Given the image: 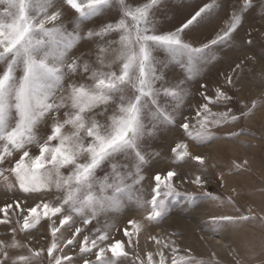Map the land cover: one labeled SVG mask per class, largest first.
Wrapping results in <instances>:
<instances>
[{
    "label": "rangeland",
    "instance_id": "obj_1",
    "mask_svg": "<svg viewBox=\"0 0 264 264\" xmlns=\"http://www.w3.org/2000/svg\"><path fill=\"white\" fill-rule=\"evenodd\" d=\"M77 2L87 4V0ZM26 3V14L32 20L42 19L45 12L60 13L56 21L45 24L48 29H60L49 38L51 47L47 50L62 55L65 65L76 63L75 71L60 65L64 75L52 84L49 95L56 99L49 102L59 104L63 97L64 106L46 112L32 125L31 142L25 145L32 156L40 154L45 142L50 147L59 146V137L48 141L54 124L59 123L60 136L70 138L64 147L75 151V163H90L87 147L94 138L85 129L95 122L100 135L112 133L113 118L124 116L121 108L134 103L139 95V60H131L129 82L118 85L107 100L85 109L81 114L84 128L66 123L77 113L68 98L71 86L93 91L99 78L107 81L113 73L122 75L124 63L140 55L138 29L141 35H168L208 4L212 7L179 35L190 48L209 47L200 54L174 53L149 42L151 59L145 71L154 95L141 97L143 130L137 147L105 157L93 170L90 189L75 180L64 183L76 172L73 164L60 166L57 174L46 163L39 174L48 176V186L41 192L24 191V187L35 185L37 177L34 169H14L23 160V152L9 145L5 137L20 122V114L14 104L8 109L0 129V155H5L0 161L3 264H57L59 257H71L62 264L94 262L98 250L85 254L81 247L85 236L91 240L97 234L109 237L103 246L122 242L128 253L117 258L108 252L103 264H160L161 254L164 264L172 260L177 264H264V0H251V7L245 0H124L123 5L120 0H109L91 15H81L67 0ZM20 7L21 0H0V38L7 40L10 30L19 29L16 45L27 32ZM138 10H146L147 18L133 20L127 14ZM234 17H240L241 22L229 38L212 45ZM120 21L123 29L103 31ZM9 64L7 58L0 59V78ZM22 77L23 65L17 64L13 81L18 83ZM165 89L177 95L167 94ZM217 89L231 100L225 103ZM205 104L210 112L204 113ZM221 113L228 115H216ZM205 116L209 135L199 136ZM217 120L221 123L215 124ZM185 123L189 124L187 131L182 127ZM180 144H185L189 153L183 159L177 155L183 151L177 149ZM196 157L203 158L202 162ZM169 171L177 174L167 180L178 195L161 197L165 200L161 215L150 221L154 177H165ZM69 191L75 199L64 204ZM88 195L93 196L94 207L78 208ZM44 203L63 205V213L45 212ZM67 216L72 217L71 227L61 225ZM35 218H40L39 222L31 228ZM85 219L91 223L86 225ZM52 229L58 231L53 233ZM77 229L82 230L79 235Z\"/></svg>",
    "mask_w": 264,
    "mask_h": 264
},
{
    "label": "snow or ice",
    "instance_id": "obj_2",
    "mask_svg": "<svg viewBox=\"0 0 264 264\" xmlns=\"http://www.w3.org/2000/svg\"><path fill=\"white\" fill-rule=\"evenodd\" d=\"M68 4L75 9L81 15H91L98 11L103 5L107 4L109 0H87L86 5L78 3L77 0H67ZM121 5L124 4V0H120ZM245 5L251 7V0H245ZM28 4L26 0H21L20 15L21 20L24 22V26L27 28V32L24 36L23 41L16 45L14 43L15 36L19 29L10 30L7 35L8 39L4 40L0 38V59L7 58L11 61V64L8 65L7 71L3 74V77L0 78V129L4 125V117L10 107L15 106L20 114V122L15 126L14 130L10 135L6 136L5 139L9 145H12L15 149H20L23 152V160L18 161L14 169L17 168H28L34 169L37 181L35 185L31 187H24V191L27 192H41L43 191L49 183L48 176H41L40 169L44 168L46 163H49L53 166V169L57 171L58 168L62 165L73 164L76 168L71 176L67 178L64 183H71L75 180L77 184H83L88 189L91 188V177L93 170L96 169L100 163L105 159V157L110 156L113 153L121 152L125 150H132L137 147L136 141L138 137L142 134L143 125L140 122V111H141V97L144 96H153L154 93L151 90V82L147 78V73L145 71L146 66L148 65L151 59V52L149 49V42H152V45L166 46L174 53H183L190 52L191 54H200L203 52V49L208 48L209 45L205 44L203 48L196 49L190 48L189 45L182 43L180 39L179 32L183 29L191 26L203 13L207 12L212 6L205 4L199 8L193 15L186 20L180 30L170 33L168 35H141L139 29L137 30L138 36L137 39L140 41V55L139 57H132L128 63H124L123 74L117 76L115 73L112 74L111 78L106 81L104 78H99L96 84V90L88 91L84 86L72 85L70 89L69 100L71 101V106L77 109V113L74 117L67 120L66 123L73 124L77 129L84 128L82 113L85 112L86 108H92L96 104L105 101L108 99V94L118 90V85H125L129 82V69L131 67V60H139V95L135 97V102L130 103L128 107L121 108V112L125 113L120 119L113 118V131L107 136H102L96 130L97 126L95 122H92L90 126L85 129L88 136L93 137V143L87 147V152L91 154L90 163L76 164L75 163V151H68L65 149L64 144L67 137L60 136L62 125L55 123L53 126L52 134L48 137V141L56 140L59 137L60 144L58 147H50L48 142H45L40 148V154L32 156L25 145L31 142V129L32 125L43 116L46 112H56L60 107H63V97H61V103L54 104L49 102L50 100H55L54 95L50 96L49 93L52 92V84L58 82L61 77L64 75L60 65H65V60L62 55H54L49 52L47 49L51 47L50 39L55 37L59 33L60 29L53 28L48 29L45 27V24L51 21H56L60 13L49 14L44 13L42 19L32 20L26 14V9ZM42 7V6H41ZM126 7V5H125ZM132 16L133 20L136 19H146L147 13L146 10H138V13L134 14L131 12L127 13ZM241 22L240 17H234L233 21L230 23L229 27L224 30L223 34L218 35L216 39L211 41L212 45L223 42L229 38L230 33L235 30L236 26ZM2 27V25H0ZM125 27L124 22L120 21L115 25H107L103 31H112L120 30ZM92 35V33H89ZM44 37V38H40ZM54 43V41H51ZM17 64L23 65V77L17 83L13 81V70ZM66 68L68 71H75L76 63H67ZM237 68L240 65L236 66ZM85 71H88L87 65H85ZM227 82L231 83V78H228ZM145 89H148L147 91ZM167 94L176 96L177 93L171 91L170 89H165ZM218 97L223 98V101L227 103L231 100L225 92L217 89ZM210 99V98H209ZM154 103V101H153ZM230 111V110H229ZM210 112L208 105H204V113ZM216 115L227 116L228 113H221ZM237 116L232 117V121L235 122ZM207 116L205 120L200 123V131L198 132L199 136L209 135L207 127ZM215 124H220L221 121L217 120ZM184 130H188L189 124L185 123L182 125ZM189 136L192 133H188ZM177 149H183V151H177V155L183 159L188 156L187 146L185 144L177 145ZM83 151V149H81ZM6 155L9 154L8 150H4ZM63 154V155H61ZM140 160H143L144 157L140 156L137 153ZM25 158L28 159V163H25ZM5 159V155H0V161ZM196 161L202 162L203 158L196 157ZM17 178L20 180L19 172H16ZM171 175L172 177L177 174L173 171H169L165 177H162L160 174H157L154 177L155 180V189L154 195L151 199L152 212L148 216L150 221L156 220L161 215V210L164 207L165 200L161 197H170L173 195H178L176 190L173 188L172 184L167 180V177ZM60 186L59 184L57 185ZM162 188L164 191H162ZM75 198L71 191L67 199L63 203L71 202ZM9 206H6L7 209ZM94 207V198L91 195H88L85 199H82V203L78 208H88ZM44 211L47 212L49 209L52 211L49 212L51 215L62 214L63 205L59 207L50 206L47 203L43 204ZM37 210V209H36ZM95 210V209H94ZM32 209H29L31 212ZM48 213V215H49ZM45 215V216H48ZM40 218H35L34 222L31 223L30 227L33 228L35 223L39 222ZM72 217H64V221L61 225H71ZM214 222V221H213ZM84 223L87 225L91 223V220L85 219ZM130 224L133 222L130 221ZM28 226L25 225L24 229ZM53 233L58 231V229H52ZM82 230L77 229V235L80 234ZM127 232V229L125 230ZM109 239L107 235H100L90 240L89 236H85L83 239V244L81 247V252L85 254H90L93 252V249H97L96 260L94 262L85 260L84 264H103L106 253L111 252V254L117 258L126 257L128 253L124 250V247L121 243H113L107 246H103L104 243ZM155 239V238H154ZM99 240V244L97 241ZM89 244L91 246H89ZM69 245L72 246V243L69 242ZM55 247V246H54ZM2 250V249H0ZM4 259H7L5 254ZM26 260V258H22ZM69 259L71 257H59L57 264H62L63 260ZM165 258L161 254L160 264H164ZM0 264H3V261L0 260ZM154 264V262H152ZM171 264H177L176 260H172ZM193 264V262H189Z\"/></svg>",
    "mask_w": 264,
    "mask_h": 264
},
{
    "label": "bare ground",
    "instance_id": "obj_3",
    "mask_svg": "<svg viewBox=\"0 0 264 264\" xmlns=\"http://www.w3.org/2000/svg\"><path fill=\"white\" fill-rule=\"evenodd\" d=\"M62 218V217H61ZM62 221V220H61ZM60 222V221H59Z\"/></svg>",
    "mask_w": 264,
    "mask_h": 264
}]
</instances>
